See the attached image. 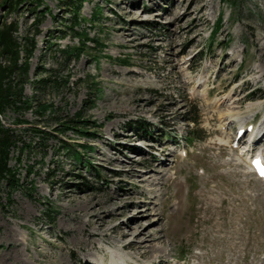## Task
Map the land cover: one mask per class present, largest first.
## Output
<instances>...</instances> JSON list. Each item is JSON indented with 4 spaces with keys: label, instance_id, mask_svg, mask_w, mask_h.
Instances as JSON below:
<instances>
[{
    "label": "rangeland",
    "instance_id": "1",
    "mask_svg": "<svg viewBox=\"0 0 264 264\" xmlns=\"http://www.w3.org/2000/svg\"><path fill=\"white\" fill-rule=\"evenodd\" d=\"M66 1L10 16L23 41L44 14L25 85L34 101L20 125L23 143L32 141L31 126L52 131L76 114L87 122L56 131L45 149L14 152L26 187L11 193L0 184V264H22L18 254L27 264H108L116 240V248L135 241L120 264H264V183L230 144L242 122L264 134V0H238L237 8L234 0H88L81 39ZM5 13L1 3L0 20ZM86 37L101 43L88 40L78 59L56 52ZM50 73L63 85L38 88ZM42 104L58 115H41ZM229 107L238 119L222 127ZM15 116L9 111L4 123L16 127ZM82 220L103 221L109 236L76 244Z\"/></svg>",
    "mask_w": 264,
    "mask_h": 264
},
{
    "label": "trees",
    "instance_id": "2",
    "mask_svg": "<svg viewBox=\"0 0 264 264\" xmlns=\"http://www.w3.org/2000/svg\"><path fill=\"white\" fill-rule=\"evenodd\" d=\"M87 1L88 0L66 1L74 13L71 18V32L74 37H79L80 39L82 36L78 28L83 20L82 10ZM43 2L44 0H4L2 2V7L5 9L6 13L0 20V184L6 185L11 193L18 189H24L26 184L25 182H22L19 168L11 164L14 152L18 151V154L20 155L28 148L45 149L46 143L50 139L56 137V131L61 130L62 132H65L68 129L78 130L79 128H76L71 124L79 126L84 125L87 122L81 118V114H76V118L58 119L60 120L59 126H63V128H55L52 131L37 126H31L33 134L32 141L23 143V130L20 128V125L29 123V121L24 118L23 114L26 110L33 107L34 101L32 97L26 95L25 85L30 81V59L36 50L34 37L39 34V27L44 19V17L41 18V16H44V14L41 16L38 15L34 18L26 35L23 37V41H21L19 37V19H10V16L21 12L23 10V5H34L32 11H35V9L42 5ZM233 5L237 8L238 0H234ZM94 17L97 18L100 17V15L95 13ZM222 21L223 19L220 18L219 23L214 29L215 33L220 30ZM33 27L34 32H31V28ZM88 40L101 43L98 38L90 39L89 37H86V39H83L82 47H70L67 50L58 48L56 52L62 54L65 59H70V55H73L71 54L73 52L74 56L78 59L79 54H83L86 48L89 47L87 43ZM62 81L61 77H58L56 74L53 76L51 73L49 76L36 80L38 88L50 86L55 89L63 85ZM64 85H68V80H65ZM9 111L17 113V116H15L14 119L16 127L4 123L3 117L6 116ZM38 111L41 115H45L49 111V117L51 118L58 115V110L53 104H42L39 106ZM193 120L195 122L197 119L193 118ZM138 125V128H140L141 131L147 132L150 129V124L145 121H139ZM79 131L85 133L83 130ZM59 140L63 141V147L67 148L71 156L77 160L81 159L79 155L81 152H78L73 148L72 144H65L66 141L63 138ZM32 187H30V189Z\"/></svg>",
    "mask_w": 264,
    "mask_h": 264
},
{
    "label": "bare ground",
    "instance_id": "3",
    "mask_svg": "<svg viewBox=\"0 0 264 264\" xmlns=\"http://www.w3.org/2000/svg\"><path fill=\"white\" fill-rule=\"evenodd\" d=\"M263 48L264 47H261V48H259V50L260 51H263ZM236 101H234L233 100V102L234 103H236V102H239V101H237V99H235ZM229 109H230V111H228V114H226L225 115V117H224V122H223V124H222V127H224V126H226V124H230V123H232V122H236L237 121V119L238 118H233L234 117V115H233V113L232 112H234V108H231V107H229ZM236 109V108H235ZM239 114L237 113V116H238ZM252 124V128L250 129V131H249V138L251 139V138H253V140H252V142L248 145V140L249 139H247L246 141H244L243 143H240L241 142V140H245V138H244V136L246 135V132H247V130H245V128H247V126L248 125H251ZM233 125H235V124H233ZM237 127H238V129L236 130V134H235V137L233 138L232 137V139H231V141H230V144H232L231 145V149L233 150V151H235V152H237L238 151V149L240 148V151L238 152V156L236 157V158H240V159H242V154H243V152L245 151V148H247V147H249V149H255V148H257V145L260 143H258V141L259 140H261L262 141V139H263V137H264V134H263V136L261 137H259V132H258V129L260 128V127H258L257 126V124L256 123H249V122H242L240 125H237ZM115 134H117V133H115ZM241 144V145H240ZM239 154H240V156H239ZM241 164H243L242 162H240ZM162 170V169H161ZM154 171H155V175H158V174H162L161 173V171H160V167L159 168H155L154 169ZM163 171V170H162ZM140 176V175H139ZM151 177H153V176H151ZM155 177V176H154ZM157 177H159V176H157ZM161 177V176H160ZM141 179H143V178H141ZM158 179V178H157ZM159 179H161V178H159ZM144 181L145 182H147V183H150V180L149 179H147V177H144ZM151 181H155V179H151ZM165 181V180H164ZM149 205V204H148ZM98 219V218H97ZM82 224H85V226L84 227H82ZM94 225H97V227H98V229H99V232H97V230L95 231V232H91V233H88V234H85V233H87V230H88V228L89 227H92V226H94ZM80 226L82 227L81 228V231L80 232H83L82 234H76V231H74V230H72L71 232H74L76 235L74 236L75 237V240H76V244H79V243H81L82 241H84L83 240V236H85L86 237V239L87 240H92L93 238H97V237H99V238H107L108 236H109V233L108 234H104L103 232L106 230V229H104L103 230V226H105V223L103 222V221H98V220H95L94 222L93 221H91V220H88V221H86V222H84L83 220H82V222H80ZM75 229V228H74ZM101 230H103L102 232H100ZM112 230H115V233L116 232H118V229L116 228V229H111V231ZM111 231H110V233H111ZM127 236V232H122L121 233V237H126ZM120 237V238H121ZM135 240V239H134ZM117 241H119V240H116L114 243H110V244H108L107 245V251L111 254V256H112V264H115V260L117 259H119V260H122V259H124L125 260V258H128V256L126 255V252H125V250H126V248H128V247H132V245L133 244H135V241H131L130 243H128V244H126L125 246H121L120 247V245H119V247L118 248H116V246H115V244L117 243ZM92 242V241H91ZM92 247H94V245L92 246ZM90 248H91V245H90ZM146 248V247H145ZM150 252H158V251H152V250H150ZM146 253H147V251H146ZM159 255V254H158ZM157 255V256H158ZM18 256H21V258H20V260L19 261H21L22 260V264H27V261L25 262V261H23V255L21 254V255H19L18 254ZM156 256V257H157ZM53 258H55L54 256H52ZM103 258V257H102ZM102 258H100V264H103V262H104V260H102ZM155 258V257H154ZM123 260V261H124ZM56 263V260L54 259V260H52V262L50 263V264H55ZM63 264H72V262L71 263H68L67 261L65 262V263H63Z\"/></svg>",
    "mask_w": 264,
    "mask_h": 264
},
{
    "label": "water",
    "instance_id": "4",
    "mask_svg": "<svg viewBox=\"0 0 264 264\" xmlns=\"http://www.w3.org/2000/svg\"><path fill=\"white\" fill-rule=\"evenodd\" d=\"M4 0H0V5H1V3L3 2Z\"/></svg>",
    "mask_w": 264,
    "mask_h": 264
},
{
    "label": "snow or ice",
    "instance_id": "5",
    "mask_svg": "<svg viewBox=\"0 0 264 264\" xmlns=\"http://www.w3.org/2000/svg\"><path fill=\"white\" fill-rule=\"evenodd\" d=\"M262 175H264V171H262V173H261Z\"/></svg>",
    "mask_w": 264,
    "mask_h": 264
}]
</instances>
